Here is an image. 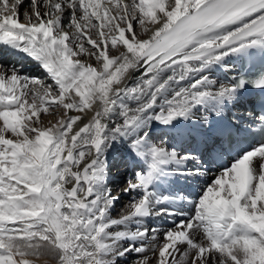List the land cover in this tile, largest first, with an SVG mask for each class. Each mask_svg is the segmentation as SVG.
<instances>
[{
    "label": "snow or ice",
    "instance_id": "snow-or-ice-1",
    "mask_svg": "<svg viewBox=\"0 0 264 264\" xmlns=\"http://www.w3.org/2000/svg\"><path fill=\"white\" fill-rule=\"evenodd\" d=\"M0 52L45 74L0 62V264H264V101L206 153L152 135L264 92V72L210 75L264 59V0H0ZM117 145L144 167L113 218Z\"/></svg>",
    "mask_w": 264,
    "mask_h": 264
},
{
    "label": "bare ground",
    "instance_id": "bare-ground-1",
    "mask_svg": "<svg viewBox=\"0 0 264 264\" xmlns=\"http://www.w3.org/2000/svg\"><path fill=\"white\" fill-rule=\"evenodd\" d=\"M24 2L25 4H28L30 3V0H24ZM23 10L24 9L22 8L21 11ZM81 59H83V57H81ZM5 60H7L11 64H14L15 66L16 64H18L16 67H18L21 70V72L24 74L30 76H40L42 79L44 78L45 74L38 68V66L34 62L28 59L15 56L10 52L7 54L0 52V62H3ZM90 62H92L95 66L94 61H90ZM236 69H237V58L233 57L227 61L224 68L213 69L210 75L213 79H217L219 82H226L227 77L234 76V72ZM242 103L243 101L241 100V102L237 104L235 107L230 106V110L226 109L223 114V120L216 119L214 113H205L203 107H201L200 112L197 113V118L193 120L191 123L183 122L175 129H169L160 125H155L152 132L153 139L157 144L160 143V138H162L165 141H171L172 144L176 147L177 151H180L182 148H192V145L199 137H202V139L205 140H213L212 138L216 135L215 133L216 125L223 124L229 117H231L232 109H235L240 113L244 112ZM69 114H73V113L70 112ZM205 114L209 115L211 123L201 121L200 117ZM42 119L44 120L45 123H48V121L50 120L52 122H55L56 118L42 114ZM176 132H179L178 136H176ZM114 164H117L115 165V167L118 170V173L117 176L115 177L114 176L110 177L109 175V186L112 183L113 184L112 187H116L117 189L118 188L122 189L123 187H125L127 179L133 176V172L141 171L144 167V163L133 159V157L127 151L126 146H122V145H117L115 149L111 151V153L109 154V166H113ZM211 167L212 170L206 172L205 176L201 177V180L196 182L195 185H193L191 182L189 183L181 182L179 184L173 185L174 190L177 192H181V194L183 195H187L188 193L193 192V190H195L196 192H200L201 188L204 186V183L205 182L210 183L217 172V166L215 164L212 165ZM123 179L125 180V182L123 181L124 183L122 182ZM70 186L71 185H69V187ZM167 187L168 185H165V188ZM116 195L120 196V200L115 204L114 209L111 213L113 218H119L121 211L125 210V206L130 202L131 196H135L137 194L131 193L130 195H125L121 192V190H119ZM187 207H191V206L189 205ZM151 223L160 224L161 222L159 220H156V221H152ZM169 226L170 225L167 222H163L162 224V227L164 228H167ZM135 258L136 257L133 254L126 257L125 260L127 261V264H133ZM121 264H124V261H122Z\"/></svg>",
    "mask_w": 264,
    "mask_h": 264
},
{
    "label": "rangeland",
    "instance_id": "rangeland-1",
    "mask_svg": "<svg viewBox=\"0 0 264 264\" xmlns=\"http://www.w3.org/2000/svg\"><path fill=\"white\" fill-rule=\"evenodd\" d=\"M23 74H24V73H23ZM115 172H116V171H115ZM123 181L125 182L124 179L122 180V182H123ZM124 182H123V183H124ZM110 189L112 190L113 195H116V194L118 193V191L121 190L120 188L117 189L116 187H110ZM51 264H54V262H51Z\"/></svg>",
    "mask_w": 264,
    "mask_h": 264
}]
</instances>
